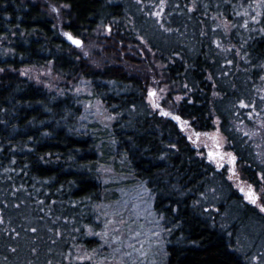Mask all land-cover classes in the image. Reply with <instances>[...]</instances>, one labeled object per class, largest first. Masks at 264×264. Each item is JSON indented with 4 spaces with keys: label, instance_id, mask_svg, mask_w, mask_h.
<instances>
[{
    "label": "trees",
    "instance_id": "16d2710c",
    "mask_svg": "<svg viewBox=\"0 0 264 264\" xmlns=\"http://www.w3.org/2000/svg\"><path fill=\"white\" fill-rule=\"evenodd\" d=\"M45 1L69 7L62 30L42 0H0V264H114L106 205L134 182L166 221L164 264H253L235 241L263 237L264 214L184 124L219 128L264 205V0ZM49 65L89 91L20 72ZM154 73L181 96L171 115L147 101ZM97 101L111 126L81 121Z\"/></svg>",
    "mask_w": 264,
    "mask_h": 264
},
{
    "label": "rangeland",
    "instance_id": "374dc122",
    "mask_svg": "<svg viewBox=\"0 0 264 264\" xmlns=\"http://www.w3.org/2000/svg\"><path fill=\"white\" fill-rule=\"evenodd\" d=\"M46 2L45 9L54 20L58 29L62 30L63 22L68 17L69 7L65 4ZM111 28L108 25L102 26V35H108ZM64 34V33H63ZM82 40L78 36H74ZM3 39H0V46ZM139 47V46H137ZM136 47V48H137ZM142 49V47H139ZM92 45L84 50L89 52ZM145 53V51L143 50ZM21 74L28 79L43 85L54 93L72 91L74 94L89 91V84L84 81L67 82L60 74L56 73L52 66L37 67L27 66L20 70ZM149 77V76H148ZM152 82L147 87V101L153 109L174 112L175 105L180 101L181 96L176 95L173 99L169 96V85L162 82L160 76H151ZM151 81V78H150ZM68 83V84H67ZM72 88V89H70ZM117 114L110 111L106 103L97 101L88 105L81 117L86 125L98 124L100 128L111 126L116 120ZM218 125V122H217ZM185 133L188 134L193 146L197 148L200 156H207L217 166H226L229 170V179L244 194L246 200L254 202L257 208L264 214V207L258 200L257 188L241 178L238 168L232 162V152L227 148V140L219 128L206 133L196 134L188 124H184ZM208 154V155H207ZM109 180L113 177L123 175V171H117L110 167ZM120 183L118 181H114ZM112 192L106 205L105 215L111 219L105 230V244L108 253L114 259V264L127 262L129 264H164L165 263V240L167 226L164 217L157 214L154 209L155 194L146 188L143 183H131L119 187ZM252 195L254 199H249ZM250 226V225H249ZM251 226H256L255 223ZM248 234L241 240L235 241L237 249L243 253L247 260L253 264H264V236L255 234L254 228L247 231ZM244 235V234H243Z\"/></svg>",
    "mask_w": 264,
    "mask_h": 264
},
{
    "label": "water",
    "instance_id": "95a60500",
    "mask_svg": "<svg viewBox=\"0 0 264 264\" xmlns=\"http://www.w3.org/2000/svg\"><path fill=\"white\" fill-rule=\"evenodd\" d=\"M76 39H78V40L81 41V39H79V38H77V37H74V36H72V35H69V40H71L72 42H74L77 46H80L82 43L77 44V43L75 42Z\"/></svg>",
    "mask_w": 264,
    "mask_h": 264
},
{
    "label": "snow or ice",
    "instance_id": "6c2138e0",
    "mask_svg": "<svg viewBox=\"0 0 264 264\" xmlns=\"http://www.w3.org/2000/svg\"><path fill=\"white\" fill-rule=\"evenodd\" d=\"M157 15H159V13H157ZM69 35H70V34H69ZM75 42H76L77 44L82 43V41H80V40H78V39H76ZM177 119H179V118H177ZM249 199H254V198H253L252 195H249ZM254 202H255V201H254ZM262 207H264V205H262Z\"/></svg>",
    "mask_w": 264,
    "mask_h": 264
}]
</instances>
